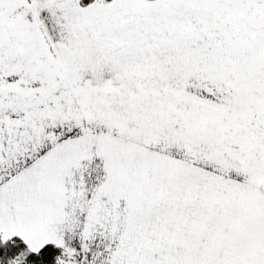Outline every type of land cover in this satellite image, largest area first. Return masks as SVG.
I'll return each instance as SVG.
<instances>
[{
    "label": "snow or ice",
    "instance_id": "1",
    "mask_svg": "<svg viewBox=\"0 0 264 264\" xmlns=\"http://www.w3.org/2000/svg\"><path fill=\"white\" fill-rule=\"evenodd\" d=\"M0 264H264V0H0Z\"/></svg>",
    "mask_w": 264,
    "mask_h": 264
}]
</instances>
